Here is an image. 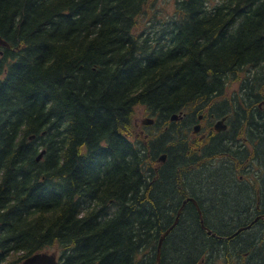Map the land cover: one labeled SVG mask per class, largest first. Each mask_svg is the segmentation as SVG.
<instances>
[{"label":"trees","instance_id":"trees-1","mask_svg":"<svg viewBox=\"0 0 264 264\" xmlns=\"http://www.w3.org/2000/svg\"><path fill=\"white\" fill-rule=\"evenodd\" d=\"M211 1L152 30L155 0H0V264H156L188 197L217 236L188 201L159 264H264V219L229 237L264 214V123L238 183L192 135L246 67L264 91V0Z\"/></svg>","mask_w":264,"mask_h":264},{"label":"flooded vegetation","instance_id":"flooded-vegetation-1","mask_svg":"<svg viewBox=\"0 0 264 264\" xmlns=\"http://www.w3.org/2000/svg\"><path fill=\"white\" fill-rule=\"evenodd\" d=\"M255 72L256 70L251 67H246V70L237 74V78L226 82L220 104L208 106L205 116L202 114L198 116L199 120L204 119L203 124L195 122L200 124V129L198 132L192 130L194 136L204 129L201 137H206L211 143L212 141L217 143L218 170L235 174L236 178L233 177V181L237 183L243 179L244 174L253 173L255 167L251 158L260 129L256 125L258 121L264 123V91L257 92L253 86ZM261 73L264 77V72ZM212 156L214 158L211 162L215 163L216 155ZM245 156L247 158L241 163L239 160ZM213 166L215 165H209Z\"/></svg>","mask_w":264,"mask_h":264},{"label":"water","instance_id":"water-1","mask_svg":"<svg viewBox=\"0 0 264 264\" xmlns=\"http://www.w3.org/2000/svg\"><path fill=\"white\" fill-rule=\"evenodd\" d=\"M0 46H4V47H8L9 44L0 36ZM182 116L181 113H178V114H173L171 115L170 117V120H178L180 119ZM201 117V116H200ZM154 122V119L151 118V117H145L143 118L142 120V124L144 125H151L153 124ZM200 129V124H195L193 126V132H198V130ZM32 137V136H31ZM44 153V150H42L38 156H37V160L41 159L42 158V155ZM159 160L160 161H165L166 160V154H161L159 156ZM188 201H191L195 207L197 208V211L199 213V217H200V223H201V226L202 228H204L206 230V232L209 234V235H212V236H217V234H215L211 229H209L208 227H206L204 225V221H203V217H202V213L200 211V208L197 204V202L195 201V199L191 198V197H188L186 198L182 205L180 206V208L178 209L177 211V214H176V217L174 219V222L172 223L171 226H169L159 237V241H158V246H157V255H156V264H159L160 262V255H161V246H162V242L164 240V238L166 237V235L174 228V226L177 224L178 222V219H179V216L180 214L182 213L183 209H184V206L185 204L188 202ZM258 219H264V214L262 215H258L250 224H248L247 226H243V227H240L236 230V232H234L232 235H230L229 237H232L234 236L235 234L239 233L240 231L242 230H245V229H248L250 228V226L255 222L257 221ZM21 264H58V261L56 259V256L54 254H49V253H36V254H33L32 256L26 258Z\"/></svg>","mask_w":264,"mask_h":264},{"label":"rangeland","instance_id":"rangeland-1","mask_svg":"<svg viewBox=\"0 0 264 264\" xmlns=\"http://www.w3.org/2000/svg\"><path fill=\"white\" fill-rule=\"evenodd\" d=\"M218 0H212L211 4ZM174 10V0H155L153 6L149 9V14L144 18L145 23L148 27H150L152 30L157 28L160 21L163 18H167L170 16L171 12ZM232 88V87H231ZM144 107L143 106H137L136 107V123L138 125L139 130L145 131L149 130L148 125L142 124V120L144 117ZM46 252L50 254H54L56 257H58V252L55 249H49ZM20 262L19 264H21Z\"/></svg>","mask_w":264,"mask_h":264}]
</instances>
